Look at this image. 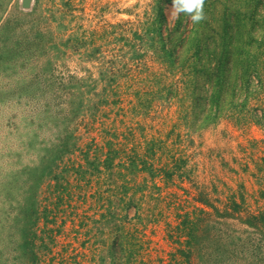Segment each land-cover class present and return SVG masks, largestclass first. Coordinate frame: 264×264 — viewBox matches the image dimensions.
Instances as JSON below:
<instances>
[{"label": "rangeland", "instance_id": "obj_1", "mask_svg": "<svg viewBox=\"0 0 264 264\" xmlns=\"http://www.w3.org/2000/svg\"><path fill=\"white\" fill-rule=\"evenodd\" d=\"M182 1L0 0V264H168L199 187L264 209V43L260 91L197 124Z\"/></svg>", "mask_w": 264, "mask_h": 264}, {"label": "trees", "instance_id": "obj_2", "mask_svg": "<svg viewBox=\"0 0 264 264\" xmlns=\"http://www.w3.org/2000/svg\"><path fill=\"white\" fill-rule=\"evenodd\" d=\"M255 1L247 14L232 3L223 4L218 19L206 23L193 19L187 33L182 15L177 20L172 34L175 47L185 45L182 53L192 49L195 59L188 64L194 66L196 89L201 91L193 107L199 109L195 117L199 125L217 120L231 105L240 101L246 104L248 96L260 89L259 54H253V50L256 44L264 43V12L258 9L264 0ZM205 3L202 0V5L195 4L200 9ZM188 7V0L182 1L181 14ZM187 12L192 17L199 14L198 10ZM198 189L196 200L200 206L177 214L174 233L170 235L175 244L168 264H264V209H252L233 195L221 199L206 189ZM112 250L119 263L126 251L120 235ZM134 252L131 250L129 255Z\"/></svg>", "mask_w": 264, "mask_h": 264}, {"label": "clouds", "instance_id": "obj_3", "mask_svg": "<svg viewBox=\"0 0 264 264\" xmlns=\"http://www.w3.org/2000/svg\"><path fill=\"white\" fill-rule=\"evenodd\" d=\"M188 3H189V10H191V7H192V4L193 3H200L202 5V0H188ZM202 17L201 16H194L193 19L194 20H199L201 19Z\"/></svg>", "mask_w": 264, "mask_h": 264}]
</instances>
